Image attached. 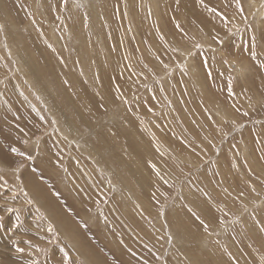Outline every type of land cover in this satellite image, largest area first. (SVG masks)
<instances>
[{"label": "rangeland", "instance_id": "374dc122", "mask_svg": "<svg viewBox=\"0 0 264 264\" xmlns=\"http://www.w3.org/2000/svg\"><path fill=\"white\" fill-rule=\"evenodd\" d=\"M261 7L0 0V264H264Z\"/></svg>", "mask_w": 264, "mask_h": 264}, {"label": "bare ground", "instance_id": "6f19581e", "mask_svg": "<svg viewBox=\"0 0 264 264\" xmlns=\"http://www.w3.org/2000/svg\"><path fill=\"white\" fill-rule=\"evenodd\" d=\"M252 3V5L253 6H255L257 3H254L253 1L251 2ZM257 9V8H256ZM255 11V10H254ZM225 13V12H224ZM259 13L262 15V13H264V8L263 7H261L260 8V10H259ZM158 14V13H157ZM158 16V15H157ZM208 17V16H207ZM207 19V18H206ZM81 58H83V57H81ZM233 62V61H232ZM238 65H236L235 67H236V71H234L233 73L234 74H242L246 69V67H245V65L244 64H241L240 66H238ZM193 67V66H192ZM229 67V66H228ZM109 68V67H108ZM195 69H197L196 67H194ZM193 68V69H194ZM90 72V71H89ZM86 74V73H85ZM196 74V73H195ZM198 79V78H197ZM32 87V86H31ZM249 92V91H248ZM247 92V93H248ZM205 104V103H204ZM197 107V106H196ZM218 109H219V107H218ZM199 110V109H198ZM217 110V109H216ZM218 112V111H217ZM224 113V112H223ZM191 114V113H190ZM194 114V113H193ZM218 114V113H217ZM88 115V114H87ZM192 116V115H191ZM55 119V118H54ZM196 119H197V117H196ZM221 122H222V120H221ZM102 124V123H101ZM120 127V126H119ZM213 127V126H212ZM63 129V128H62ZM103 129V128H102ZM197 129V128H196ZM204 129V128H203ZM205 130V129H204ZM63 131V130H62ZM207 132V131H206ZM130 134V133H129ZM134 134V133H133ZM193 134H195V133H193ZM198 134V133H197ZM206 134V133H205ZM135 135V134H134ZM192 136V135H191ZM190 136V137H191ZM194 136V135H193ZM196 136V135H195ZM202 137V136H201ZM200 137V138H201ZM131 139V138H130ZM202 140H204V139H202ZM202 140H198V141H202ZM194 141H196V140H194ZM193 141V142H194ZM166 142V141H165ZM179 142V141H178ZM198 143V142H197ZM218 143V142H217ZM77 144V143H76ZM153 144V143H152ZM162 144V143H161ZM174 144V143H173ZM165 145V144H164ZM201 145V144H200ZM203 145V144H202ZM202 145L200 146V147H202ZM181 146V145H180ZM182 146H184V145H182ZM198 146V145H197ZM158 149V148H157ZM182 150V149H181ZM187 150V149H186ZM89 151H90V149H89ZM93 151V150H92ZM175 151V150H174ZM85 153V152H84ZM87 153V152H86ZM86 153H85V155H86ZM93 153V152H92ZM184 154V153H183ZM183 154H182V156H183ZM187 154V153H186ZM244 154V153H243ZM246 154V153H245ZM181 156V157H182ZM245 156V155H244ZM180 157V158H181ZM88 158V157H87ZM183 158V157H182ZM229 158L230 157H227V159L229 160ZM187 160H188V158H187ZM190 160V159H189ZM250 163V162H249ZM18 173V172H17ZM124 174V173H123ZM242 175V174H241ZM18 176V175H17ZM123 176V175H122ZM124 177V176H123ZM161 177V176H160ZM132 178V177H131ZM167 178V177H166ZM244 179V178H243ZM124 180V179H123ZM132 180V179H131ZM245 180V179H244ZM134 181V180H133ZM126 184H128V183H126ZM136 187V186H135ZM139 187V186H138ZM31 189H33L32 187H31ZM130 189V188H129ZM32 191H35L34 189L32 190ZM137 191V190H136ZM36 192V191H35ZM130 193H131V191H130ZM161 200V199H160ZM231 205V204H230ZM200 207V206H199ZM214 208V207H213ZM241 211V210H240ZM227 212V211H226ZM211 214V213H210ZM261 215H262V213H261ZM194 216V215H193ZM221 223V222H220ZM212 229V228H211ZM179 236V235H178ZM177 236V237H178ZM195 252V251H194ZM189 254V253H188Z\"/></svg>", "mask_w": 264, "mask_h": 264}, {"label": "water", "instance_id": "95a60500", "mask_svg": "<svg viewBox=\"0 0 264 264\" xmlns=\"http://www.w3.org/2000/svg\"><path fill=\"white\" fill-rule=\"evenodd\" d=\"M231 67H232V69H234V70L236 69V67H235V66H233V65H232Z\"/></svg>", "mask_w": 264, "mask_h": 264}]
</instances>
